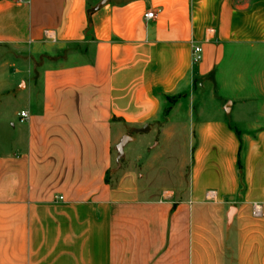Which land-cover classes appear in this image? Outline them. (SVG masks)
Returning a JSON list of instances; mask_svg holds the SVG:
<instances>
[{"label": "crops", "instance_id": "crops-1", "mask_svg": "<svg viewBox=\"0 0 264 264\" xmlns=\"http://www.w3.org/2000/svg\"><path fill=\"white\" fill-rule=\"evenodd\" d=\"M0 264H264V0H0Z\"/></svg>", "mask_w": 264, "mask_h": 264}, {"label": "built area", "instance_id": "built-area-1", "mask_svg": "<svg viewBox=\"0 0 264 264\" xmlns=\"http://www.w3.org/2000/svg\"><path fill=\"white\" fill-rule=\"evenodd\" d=\"M18 2H23V0H17ZM153 18V13L149 12V13H146L144 15V19L145 20H149V19H152ZM202 60V50H201V47L198 46V45H193L192 46V50H191V63L192 64H198L200 63ZM19 117L20 119L24 120L27 118V114L24 113V112H21L19 114ZM252 215L254 217H259L260 216V210H259V207L257 205H254L253 206V209H252Z\"/></svg>", "mask_w": 264, "mask_h": 264}, {"label": "water", "instance_id": "water-1", "mask_svg": "<svg viewBox=\"0 0 264 264\" xmlns=\"http://www.w3.org/2000/svg\"><path fill=\"white\" fill-rule=\"evenodd\" d=\"M131 141V139L127 136H124L121 141L115 146V152L117 154V161L123 158V148L126 144H128Z\"/></svg>", "mask_w": 264, "mask_h": 264}, {"label": "rangeland", "instance_id": "rangeland-1", "mask_svg": "<svg viewBox=\"0 0 264 264\" xmlns=\"http://www.w3.org/2000/svg\"><path fill=\"white\" fill-rule=\"evenodd\" d=\"M23 89H24V83H21L19 90H23ZM124 133H125V136H129V137L133 136L135 134L133 131H129V130L124 131ZM114 148H115V146L113 147V159L116 158V156H117ZM123 159L124 158L120 159V161L123 162Z\"/></svg>", "mask_w": 264, "mask_h": 264}]
</instances>
